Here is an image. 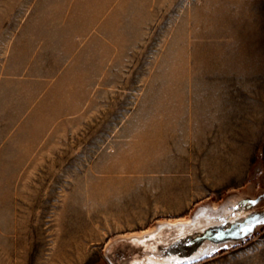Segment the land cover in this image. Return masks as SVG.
I'll return each mask as SVG.
<instances>
[{"label":"rangeland","instance_id":"1","mask_svg":"<svg viewBox=\"0 0 264 264\" xmlns=\"http://www.w3.org/2000/svg\"><path fill=\"white\" fill-rule=\"evenodd\" d=\"M161 131L186 162L85 196ZM237 196L255 232L192 264H264V0H0V264H111L114 237Z\"/></svg>","mask_w":264,"mask_h":264},{"label":"water","instance_id":"2","mask_svg":"<svg viewBox=\"0 0 264 264\" xmlns=\"http://www.w3.org/2000/svg\"><path fill=\"white\" fill-rule=\"evenodd\" d=\"M260 221L249 196L198 205L188 218L159 220L141 233L109 240L104 254L111 264H192L247 240Z\"/></svg>","mask_w":264,"mask_h":264},{"label":"bare ground","instance_id":"3","mask_svg":"<svg viewBox=\"0 0 264 264\" xmlns=\"http://www.w3.org/2000/svg\"><path fill=\"white\" fill-rule=\"evenodd\" d=\"M247 76L249 75L247 74ZM226 113L227 112H225V114ZM235 122L234 121L233 123L231 122L229 127L234 126ZM161 132L162 133L160 134V136H158V134L157 135L150 134V135H143L142 137H140L141 139L139 138V140L137 139L136 143L138 144L136 147H133V148L131 147L130 149L128 148L124 152L120 153V156L122 159L120 165L116 164V165H110L107 167H103L100 170L101 174L96 175L94 180L83 179L85 183V191H84L85 196L87 198L95 197L96 199L100 201V203L102 202L100 204L101 208L99 209L106 210L107 208H110L114 205L113 204L111 205L110 202H108L109 204H107V202L105 203L104 201H108L109 196H110L109 194L112 188L114 187V185L117 183H121L124 180V178L122 179L119 176L123 177L125 176L124 174L127 175L129 172L136 171L133 169L142 170L143 172L148 171V170L163 171L164 169H167L166 166H169L167 165L168 163L167 155L170 157V151L173 149V147H171L172 149H170V145L168 144H171V142L173 141L172 136L174 135L173 134L174 132H169V131H161ZM160 137H161L160 141L163 142L161 145H159L160 142L158 141ZM164 143L167 144V147H164ZM184 154L185 153L177 152L174 150L173 156L170 158L171 159L175 158V160L177 158L181 160V162L182 161L186 162L187 158ZM183 164L182 165L177 164L175 166L171 165V167L174 170L181 171L184 169ZM120 172L121 173L124 172V174L119 175ZM17 226H16L15 231H19L17 229ZM19 238L20 236L17 238V241L20 240Z\"/></svg>","mask_w":264,"mask_h":264}]
</instances>
